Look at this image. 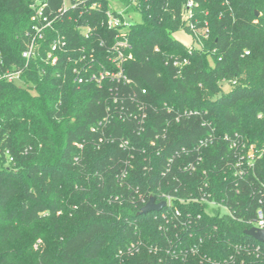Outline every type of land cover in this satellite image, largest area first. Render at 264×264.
Masks as SVG:
<instances>
[{"label":"trees","instance_id":"obj_1","mask_svg":"<svg viewBox=\"0 0 264 264\" xmlns=\"http://www.w3.org/2000/svg\"><path fill=\"white\" fill-rule=\"evenodd\" d=\"M36 1L0 0V75L22 72L0 81V264H264V0H193L194 30L188 0H117L125 33L108 0H47L56 66L53 34L22 56ZM90 65L128 82L79 84Z\"/></svg>","mask_w":264,"mask_h":264},{"label":"built area","instance_id":"obj_2","mask_svg":"<svg viewBox=\"0 0 264 264\" xmlns=\"http://www.w3.org/2000/svg\"><path fill=\"white\" fill-rule=\"evenodd\" d=\"M79 0H70V5L67 6L65 4V0H63V6L59 10V12H65L70 7L75 8L77 5V2ZM117 1V0H116ZM76 2V3H75ZM120 2V1H118ZM123 4L122 2H120ZM135 3L133 1L130 5H125L122 12L115 11L111 5L110 1L108 0V9L106 10V21L105 25L110 30L119 31L120 33H125L129 30L130 24L127 22V16H129V13L135 9ZM101 5H98L97 3L92 4L90 7L92 10L100 8ZM32 35L29 38V41L26 45V50L23 52L22 56L23 58L29 62L30 60L39 57L40 51L42 48V42L46 41L48 35L53 34V38L49 44V49L46 52L45 56V63L50 66H56L60 61V56L66 53L67 47H68V41L67 37L65 35H62L58 32L56 29L57 24V17L53 16V13L49 12V3L47 0H37L32 6ZM194 8L195 3L193 0H188L183 12V18L186 22V25L191 29L194 30L193 25V19H194ZM85 36L88 38V33H85ZM118 45V44H117ZM249 55V53H246ZM121 58V57H120ZM85 60V58L82 59V61ZM93 60V59H92ZM188 61L185 60L183 65H187ZM175 65H180L178 62H175ZM117 72H111L107 69L102 68L98 72H92V66H88L87 68H84L83 70H79L75 67L73 70L75 76H88L86 79L78 78V83L82 84L84 82H95L98 85L102 83L103 80L110 78V79H117L128 82V79L120 67V65L117 67ZM22 72L21 71H15L10 72L7 71L4 74L0 75V81L6 80L9 83L16 82L20 79ZM145 93V92H144ZM256 228L263 229L264 230V219L260 215V220L255 226Z\"/></svg>","mask_w":264,"mask_h":264},{"label":"rangeland","instance_id":"obj_3","mask_svg":"<svg viewBox=\"0 0 264 264\" xmlns=\"http://www.w3.org/2000/svg\"><path fill=\"white\" fill-rule=\"evenodd\" d=\"M110 1V5L111 7L117 11V12H122L123 9L125 8L123 6V4H121L120 2L116 1V0H109ZM65 4L67 6L70 5V0H65ZM127 22L130 25L136 24V23H140L141 22V15L139 12H135V11H131L129 13V16H127ZM174 37L179 40L182 44L186 45V46H191L193 44V38L192 36L184 31L178 32L177 34L174 35ZM17 84L21 85L19 80L16 81ZM213 207V206H212ZM211 207V208H212ZM216 209H221L222 214H225L226 211L225 209H223L222 207L219 206H215Z\"/></svg>","mask_w":264,"mask_h":264},{"label":"water","instance_id":"obj_4","mask_svg":"<svg viewBox=\"0 0 264 264\" xmlns=\"http://www.w3.org/2000/svg\"><path fill=\"white\" fill-rule=\"evenodd\" d=\"M259 15L258 13L256 14ZM166 206L165 202L157 203L155 197H151L150 201L139 212L140 216L146 215L150 212H160ZM245 235L255 239L259 243L264 244V230L252 227L244 232Z\"/></svg>","mask_w":264,"mask_h":264}]
</instances>
